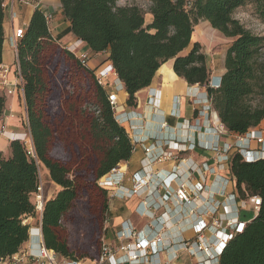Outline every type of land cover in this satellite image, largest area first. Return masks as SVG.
<instances>
[{"label": "trees", "instance_id": "trees-1", "mask_svg": "<svg viewBox=\"0 0 264 264\" xmlns=\"http://www.w3.org/2000/svg\"><path fill=\"white\" fill-rule=\"evenodd\" d=\"M60 2L71 24L69 30L87 43L92 55L107 54L125 85L128 106L136 105V93L150 86L159 68L173 60L178 76L206 88L212 110L228 131L244 135L264 120V35L234 16L236 10L252 4L264 21V0H148L147 9L138 4L119 5V0ZM4 17L0 0V65ZM201 21L234 39L217 87L211 85L207 54L200 42H192ZM18 59L36 157L28 154L20 140L10 141L9 155L0 152V256L17 253L30 240L27 219L39 216L33 197L41 185L43 165L51 181L61 187L44 200L41 226L46 247L62 259H95L104 238L95 255H77L64 233L66 217L80 193L94 187L99 192L95 199L100 202L103 196L102 212H107L109 190L100 181L131 158L134 144L117 120L96 71L53 36L40 8L18 42ZM6 101L0 92V116ZM58 145L73 151L71 158L57 154ZM229 164L240 197L258 195L262 201L256 217L227 242L220 264H264V158L247 161L234 152Z\"/></svg>", "mask_w": 264, "mask_h": 264}, {"label": "crops", "instance_id": "crops-1", "mask_svg": "<svg viewBox=\"0 0 264 264\" xmlns=\"http://www.w3.org/2000/svg\"><path fill=\"white\" fill-rule=\"evenodd\" d=\"M40 9L53 15L49 27L62 45L73 46L77 54L90 52L87 43L69 30L71 24L63 13L60 0H44ZM35 10L33 6L17 2L15 14L5 11L0 68L7 66L12 73L15 70L18 56L11 36L17 28L27 29ZM147 19L151 20L150 14ZM192 42L197 41L192 39ZM223 60L212 68V84H219L226 71ZM105 62L107 54L96 53L91 56L89 67L96 70L107 64ZM107 83L108 92L118 91L116 117L127 129L134 150L129 160L118 164L125 172L121 186L109 191L111 222L104 240L119 244L117 233L124 222H130L148 238L152 239L158 233L163 236L164 242L160 246L164 248L153 257L152 264L157 259L170 260V264H220V258H209L203 252L189 253L183 243L196 241L197 229L214 215L248 223L258 214L250 197H240L229 162H223L221 153L213 147L238 144L253 151L264 150V143H258L256 139L264 133V120L250 129L248 135L218 134L214 126L220 119L213 110L206 109L211 105L206 88L190 85L178 76L173 69V60L159 68L150 86L136 93L135 106L127 105L128 93L123 81L110 75ZM23 113L28 117L25 96H7L3 115L10 131L27 129L21 117ZM149 146L152 149L146 153L145 148ZM235 151L233 148L230 155ZM0 152L6 156L10 154V140L6 136L0 137ZM151 158L154 159L150 161ZM135 173L147 176L148 186L140 194L121 197L131 187V177ZM182 184L190 190L191 204L175 198V189ZM205 235L209 240L213 239L211 231L206 230Z\"/></svg>", "mask_w": 264, "mask_h": 264}, {"label": "built area", "instance_id": "built-area-1", "mask_svg": "<svg viewBox=\"0 0 264 264\" xmlns=\"http://www.w3.org/2000/svg\"><path fill=\"white\" fill-rule=\"evenodd\" d=\"M44 0H1L2 6L5 11H11L14 13V6L17 2H21L26 5L33 6L34 8H40ZM45 17L48 25L52 22L53 15L51 13H45ZM26 30L21 27L13 31L11 36V43L16 50L18 56V42L24 36ZM71 52L76 54L80 59L81 63L85 66H90L89 61L92 54L87 52H81L77 54L73 46H65ZM103 64L104 66L96 69L97 79L100 84L104 87L107 86V80L110 75L118 77L113 65L107 60ZM11 68L4 66L0 68V92L4 95H22L24 96L23 89V78L20 71L19 59L17 58L15 70L11 72ZM12 73V76H10ZM119 78V77H118ZM212 86H219L220 84H211ZM109 101L117 112L119 108L118 91L108 92ZM208 111H212V105L206 107ZM205 109V110H206ZM27 129L22 132L10 131L6 122V116H0V137L6 136L11 140H20L24 142L27 148V152L30 156L36 157L33 140L29 130V120L25 116L23 120ZM164 126L166 123L163 124ZM214 130L218 134L228 133L225 125L218 121L217 125L214 126ZM250 134V133H249ZM239 135V134H238ZM248 135V132L245 134ZM243 136V135H239ZM258 143H264V133L256 137ZM236 148L235 152H240L245 160L254 161L257 159L264 158V150H250L244 146L226 144L224 148L219 145L213 147L219 154L221 153V160L223 162H230V151ZM152 146L146 147L145 152L149 153ZM154 158H151L152 161ZM125 177V172L121 167L115 166L101 181L100 184L107 187L108 190H114L118 186H121ZM149 180L147 176L135 173L131 177V187L127 192L123 193L121 197H129L132 195L140 194L148 186ZM177 201L191 204L192 196L189 188L182 184L175 189L174 192ZM256 210H259L261 205V197L258 195L250 197ZM44 192L42 184L38 188L36 194L35 206L40 219L44 210ZM149 211L145 208V211ZM216 213V210L213 211ZM41 221V220H40ZM225 224V226H224ZM246 223L240 222L237 218H221L220 216H213L208 222H204L197 229V240L193 242H184L183 248L191 254L195 252H203L209 258H220V255L225 248L227 242L237 233L243 230ZM40 238L38 244L34 247L33 243L26 244L20 251L13 255L3 257L0 256V264H152L153 257H155L160 251L163 250L164 238L158 233L152 239L144 236L142 231L134 228L130 222H124L122 229L118 231L117 237L119 244L114 245L107 241H103L101 252L97 258L91 260H78V259H62L57 253L49 250L43 240V234L41 227L38 228ZM229 229L228 232H226ZM211 231L213 239L209 240L205 231ZM170 260L161 261L154 260L153 264H170Z\"/></svg>", "mask_w": 264, "mask_h": 264}, {"label": "rangeland", "instance_id": "rangeland-1", "mask_svg": "<svg viewBox=\"0 0 264 264\" xmlns=\"http://www.w3.org/2000/svg\"><path fill=\"white\" fill-rule=\"evenodd\" d=\"M118 4H138L144 9H147L148 0H119ZM234 16L253 32L264 35V21L260 20L255 14L254 5L247 4L239 8L235 11ZM194 30L192 39L200 42L202 45L204 52L207 54L208 64L212 72L213 66L218 65V62L223 60L227 49L234 39L224 36L220 31L214 29L208 21L199 22ZM61 59L62 56H60V60ZM54 96L57 99L59 98L57 91ZM60 111L61 109L56 110L55 120L59 119ZM21 117L24 120V113ZM63 152H65L64 155ZM56 153L69 159L73 151H69L67 148L63 149L62 146L58 145ZM40 181L43 186L45 200L55 196L61 189L60 186L51 181L49 173L43 165H40ZM95 189L96 187L88 190V192L83 191L80 193L78 199L75 201L73 209L69 212L65 221V236L72 250L80 256H93L97 253L101 242L100 238H105L108 225H110L111 222L110 210L108 209L104 214L102 212L104 206L103 196H99L100 202L98 199V201L95 199L99 194ZM108 196V208H110L109 193ZM35 199L36 196L33 197L34 201ZM40 220V216L27 219L31 228H42ZM33 238L34 237H30V240L26 242L24 246L32 242V240H35Z\"/></svg>", "mask_w": 264, "mask_h": 264}, {"label": "bare ground", "instance_id": "bare-ground-1", "mask_svg": "<svg viewBox=\"0 0 264 264\" xmlns=\"http://www.w3.org/2000/svg\"><path fill=\"white\" fill-rule=\"evenodd\" d=\"M195 31V30H194ZM167 67V66H166ZM39 231H38V229H36V228H33V233H34V235H33V237H34V239H35V241L36 242H33L32 241V243H33V246L35 247L38 243V240H39V238H40V233H38Z\"/></svg>", "mask_w": 264, "mask_h": 264}, {"label": "water", "instance_id": "water-1", "mask_svg": "<svg viewBox=\"0 0 264 264\" xmlns=\"http://www.w3.org/2000/svg\"><path fill=\"white\" fill-rule=\"evenodd\" d=\"M219 84H220V81H219ZM41 231H42V228H41ZM33 235H34V233H33V228H31V230H30V237L32 238Z\"/></svg>", "mask_w": 264, "mask_h": 264}]
</instances>
